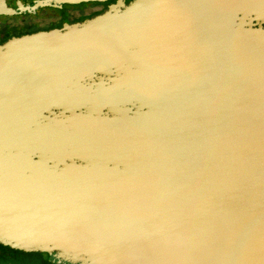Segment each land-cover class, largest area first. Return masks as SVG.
Instances as JSON below:
<instances>
[{
	"label": "water",
	"instance_id": "water-1",
	"mask_svg": "<svg viewBox=\"0 0 264 264\" xmlns=\"http://www.w3.org/2000/svg\"><path fill=\"white\" fill-rule=\"evenodd\" d=\"M0 244L51 264H264V0H115L1 43Z\"/></svg>",
	"mask_w": 264,
	"mask_h": 264
},
{
	"label": "rangeland",
	"instance_id": "rangeland-1",
	"mask_svg": "<svg viewBox=\"0 0 264 264\" xmlns=\"http://www.w3.org/2000/svg\"><path fill=\"white\" fill-rule=\"evenodd\" d=\"M101 7L97 3L82 2L63 4L60 8L47 7L39 14L0 15V32L8 35H20L38 30H47L58 27L63 23L76 22L87 18L88 14L100 10ZM36 261L32 257H24L9 249L0 250V264H37Z\"/></svg>",
	"mask_w": 264,
	"mask_h": 264
},
{
	"label": "trees",
	"instance_id": "trees-1",
	"mask_svg": "<svg viewBox=\"0 0 264 264\" xmlns=\"http://www.w3.org/2000/svg\"><path fill=\"white\" fill-rule=\"evenodd\" d=\"M2 37H3L2 40H6V39L9 38V35L6 34V35H3ZM6 249H9V250H11L14 253H19V254H21L24 257H32V258H34V260L35 259L37 260L36 261L37 264H51L50 262H48L45 253H41V252H24V251L15 250V249H12V248H10L8 246H4V245L0 244V250L1 251H4Z\"/></svg>",
	"mask_w": 264,
	"mask_h": 264
},
{
	"label": "flooded vegetation",
	"instance_id": "flooded-vegetation-1",
	"mask_svg": "<svg viewBox=\"0 0 264 264\" xmlns=\"http://www.w3.org/2000/svg\"><path fill=\"white\" fill-rule=\"evenodd\" d=\"M129 0H125V2L127 3ZM113 2H115V0H108L106 3H103V2H93V3H97V4H99V5H101L102 7L100 8V10H97V11H95L94 13H90V14H88V16H86V17H91V16H93V15H95V14H98V13H101L102 11H104L106 8H107V5L109 4V3H113ZM51 8H60V7H51ZM45 9V8H44ZM43 9V10H44ZM42 10V11H43ZM41 11V12H42ZM41 12H39V13H41ZM39 13H36V14H39ZM27 14H31V13H27ZM0 15H3V14H0ZM25 15V14H24ZM3 16H9V15H3ZM11 16H14V15H11ZM17 16H23V15H17ZM80 18H82V17H80ZM81 20V19H80ZM80 20H78V21H80ZM58 27H61V25L60 26H58ZM29 33H31V32H29ZM3 35H6V34H4V33H1L0 32V44L1 43H3L4 41H6V40H2V36ZM21 35V34H20ZM12 36H19V35H9V38L10 37H12ZM105 115L101 112L100 114H99V117H104Z\"/></svg>",
	"mask_w": 264,
	"mask_h": 264
}]
</instances>
